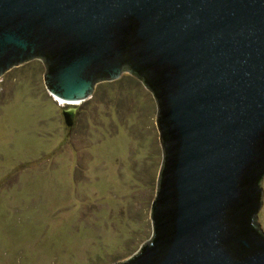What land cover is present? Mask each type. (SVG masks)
<instances>
[{"label": "water", "instance_id": "water-1", "mask_svg": "<svg viewBox=\"0 0 264 264\" xmlns=\"http://www.w3.org/2000/svg\"><path fill=\"white\" fill-rule=\"evenodd\" d=\"M36 59L65 102L123 73L154 99L152 234L113 264H264V0H0V76Z\"/></svg>", "mask_w": 264, "mask_h": 264}, {"label": "rangeland", "instance_id": "rangeland-1", "mask_svg": "<svg viewBox=\"0 0 264 264\" xmlns=\"http://www.w3.org/2000/svg\"><path fill=\"white\" fill-rule=\"evenodd\" d=\"M43 73L36 59L0 76V264L119 262L152 234L154 99L123 73L59 102ZM260 188L264 233V175Z\"/></svg>", "mask_w": 264, "mask_h": 264}, {"label": "bare ground", "instance_id": "bare-ground-1", "mask_svg": "<svg viewBox=\"0 0 264 264\" xmlns=\"http://www.w3.org/2000/svg\"><path fill=\"white\" fill-rule=\"evenodd\" d=\"M56 100H58L59 102H63L62 100H60V99H57V98H55ZM68 103H75V102H68Z\"/></svg>", "mask_w": 264, "mask_h": 264}, {"label": "trees", "instance_id": "trees-1", "mask_svg": "<svg viewBox=\"0 0 264 264\" xmlns=\"http://www.w3.org/2000/svg\"><path fill=\"white\" fill-rule=\"evenodd\" d=\"M64 114H65V116L68 115V113H67L66 111H64ZM66 117H67V116H66Z\"/></svg>", "mask_w": 264, "mask_h": 264}]
</instances>
